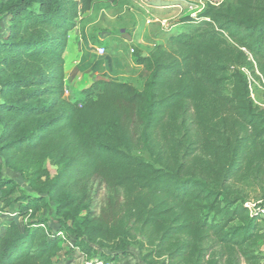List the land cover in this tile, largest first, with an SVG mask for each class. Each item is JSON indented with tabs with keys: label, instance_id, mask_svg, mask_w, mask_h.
Instances as JSON below:
<instances>
[{
	"label": "trees",
	"instance_id": "1",
	"mask_svg": "<svg viewBox=\"0 0 264 264\" xmlns=\"http://www.w3.org/2000/svg\"><path fill=\"white\" fill-rule=\"evenodd\" d=\"M97 2L0 3V264L131 250L141 264H261L264 105L250 77L264 85V0L207 4L134 50L140 86L98 78L69 100L65 52Z\"/></svg>",
	"mask_w": 264,
	"mask_h": 264
},
{
	"label": "crops",
	"instance_id": "2",
	"mask_svg": "<svg viewBox=\"0 0 264 264\" xmlns=\"http://www.w3.org/2000/svg\"><path fill=\"white\" fill-rule=\"evenodd\" d=\"M100 1V0H98ZM111 5L119 4L108 0ZM130 7L123 10L128 16L133 15L134 32L128 34L131 40L122 37L111 39L106 35L109 29L101 26V19L107 13H96V5L86 13L69 39L65 52V78L69 100H81V92L88 88L96 79L105 78L113 81H128L140 79L142 66L136 64L134 56L125 54L130 50L139 49L145 54L144 46L149 45L150 32L155 26H161L166 38L169 34L179 32L183 18L192 15L196 10L202 11L201 0H129ZM145 21V24H141ZM162 21H167L163 26ZM170 26V27H169ZM111 33V32H110ZM107 47V49H106ZM113 47L114 53L110 52ZM105 48L106 54L99 55L98 49ZM127 59H129L127 61ZM118 73V74H117ZM136 81V80H135ZM0 213V223L4 221Z\"/></svg>",
	"mask_w": 264,
	"mask_h": 264
},
{
	"label": "rangeland",
	"instance_id": "3",
	"mask_svg": "<svg viewBox=\"0 0 264 264\" xmlns=\"http://www.w3.org/2000/svg\"><path fill=\"white\" fill-rule=\"evenodd\" d=\"M3 1L5 0H0V3ZM130 6H131V2L129 0H121L119 4H115V5H111V3H109L108 0L98 1L95 12L96 13L102 12L104 14L107 13V16H108V19L106 17H103L100 21L101 26H105L106 28L109 29V34L106 35L107 37H110L111 39L115 38L119 40L125 35H128L134 32L133 15L131 14V16H128L127 14L123 12V10H126L125 7H130ZM141 24L144 25L145 21H142ZM162 28L161 26H155L151 30L149 34L150 43L149 45L143 47L144 50H147L148 52H150L153 49V47L156 46L157 44L166 43L167 38L165 37L164 30H162ZM6 30H7V22L5 20L3 21L1 20L0 21V35L5 34ZM114 51L115 50L112 47L110 49V52H112L113 54ZM125 54L128 56L127 58H129V55L131 56L134 55L133 53H130L129 48ZM129 59H127V61ZM250 81H251L252 97L255 100V103L260 106H263L264 105V85L261 82L254 80V78L252 77H250ZM134 83L140 86L142 82L138 77L137 79L136 78L134 79ZM50 170L54 171V169H51V168ZM3 175L12 177V178H17V176L14 173H12L9 170H5V169L3 170ZM106 196H107V190L104 187L103 188L101 187L99 189L97 188V186H95L93 196H92V208L97 213H99L100 209L104 207ZM261 196H262V193L260 191L252 193L251 194V204L254 203L256 200H258ZM131 251L133 252L132 255H129L125 259L120 261L119 262L120 264H137L138 262H140V264L142 263L141 260H139V258L137 257L138 252L136 250H131ZM260 251L262 252V254H264V247L260 249ZM77 256H78V259H77L76 264H84L86 258L81 256L79 253L77 254ZM261 264H264V260L262 261Z\"/></svg>",
	"mask_w": 264,
	"mask_h": 264
},
{
	"label": "built area",
	"instance_id": "4",
	"mask_svg": "<svg viewBox=\"0 0 264 264\" xmlns=\"http://www.w3.org/2000/svg\"><path fill=\"white\" fill-rule=\"evenodd\" d=\"M224 0H201L200 6L201 9L203 10L207 4H212L214 6H219ZM199 13L198 10H196L194 13H192V17H196L197 14ZM163 26L167 25V21H162L161 22ZM131 53H134V50H131ZM98 54L99 55H104L106 54V49L105 48H99L98 49ZM67 93V91H66ZM84 264H120L116 262H109L105 261L102 259H91V260H85Z\"/></svg>",
	"mask_w": 264,
	"mask_h": 264
},
{
	"label": "water",
	"instance_id": "5",
	"mask_svg": "<svg viewBox=\"0 0 264 264\" xmlns=\"http://www.w3.org/2000/svg\"><path fill=\"white\" fill-rule=\"evenodd\" d=\"M125 38L128 39L129 41L131 40V38L128 35H125ZM143 56H146V54H144Z\"/></svg>",
	"mask_w": 264,
	"mask_h": 264
}]
</instances>
